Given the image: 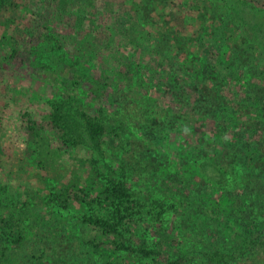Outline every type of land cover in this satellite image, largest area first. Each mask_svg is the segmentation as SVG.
Segmentation results:
<instances>
[{"label": "trees", "instance_id": "1", "mask_svg": "<svg viewBox=\"0 0 264 264\" xmlns=\"http://www.w3.org/2000/svg\"><path fill=\"white\" fill-rule=\"evenodd\" d=\"M241 2L264 10L0 0V79L27 65L55 93L43 118L22 114L26 163L50 170L53 153L85 149L95 182L50 185L48 207L85 211L57 264H264V50L233 13ZM105 153L116 170H102ZM10 221L0 264H43L37 246L21 255Z\"/></svg>", "mask_w": 264, "mask_h": 264}, {"label": "rangeland", "instance_id": "2", "mask_svg": "<svg viewBox=\"0 0 264 264\" xmlns=\"http://www.w3.org/2000/svg\"><path fill=\"white\" fill-rule=\"evenodd\" d=\"M233 13L264 50V10L241 2L237 3ZM27 68L24 65L20 75L7 74V79H0V141L7 150V156L0 161V201L5 207L0 219L12 217V232L9 229L5 231L21 238L22 245L26 246L21 245V255H27V247L37 246L44 253L43 264H57L53 248L57 245L68 248L65 244L68 241L72 244L71 248L75 246L82 236L76 225L80 226L85 211L77 205L68 211L48 207L50 185L95 182L90 176V168L79 163L86 156L85 149L78 150V153L71 150L53 153L51 156L55 162L50 170L35 169L26 163L22 114L28 111L35 117L43 118L50 111V101L55 98L49 83L25 75ZM102 157L101 168L107 173L105 162L113 167L114 162L106 153ZM160 184L157 182L158 186ZM220 196L219 193L214 197L218 198L214 206L224 208L227 204L219 199ZM42 215L48 217L44 225H41Z\"/></svg>", "mask_w": 264, "mask_h": 264}]
</instances>
